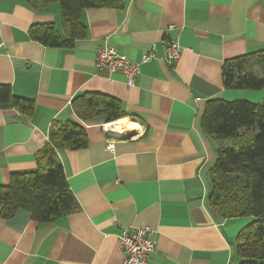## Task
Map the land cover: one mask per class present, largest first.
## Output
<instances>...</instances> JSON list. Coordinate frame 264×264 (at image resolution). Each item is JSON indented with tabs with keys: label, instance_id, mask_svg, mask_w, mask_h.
Listing matches in <instances>:
<instances>
[{
	"label": "crops",
	"instance_id": "obj_1",
	"mask_svg": "<svg viewBox=\"0 0 264 264\" xmlns=\"http://www.w3.org/2000/svg\"><path fill=\"white\" fill-rule=\"evenodd\" d=\"M81 22L86 36L73 47H47L30 31L53 25L68 40L61 5L0 0V84L33 102L28 114L0 109V186L37 171L58 125L78 122L88 140L57 148L75 211L43 224L24 210L0 216V264H122L117 235L133 226L155 232L150 264H240L235 240L252 219L223 221L209 211L218 144L201 120L212 99L264 100V89H227L223 77L227 61L245 58L243 73L264 78V0H120L84 11ZM171 40L181 51L173 67L164 60L163 41ZM105 45L134 62L153 48L157 58L128 86L97 69ZM85 94L119 101L129 135H109L104 114L80 120L72 102Z\"/></svg>",
	"mask_w": 264,
	"mask_h": 264
},
{
	"label": "trees",
	"instance_id": "obj_2",
	"mask_svg": "<svg viewBox=\"0 0 264 264\" xmlns=\"http://www.w3.org/2000/svg\"><path fill=\"white\" fill-rule=\"evenodd\" d=\"M59 3L65 32L60 38L53 25L32 28L35 41L53 48L73 47L86 36L81 22L86 10L111 7L120 0H28L34 10ZM245 58L227 61L223 67L227 89L260 91L264 78L244 74ZM264 64V58H262ZM80 120L104 114L107 122L123 120L127 114L116 99L96 94L82 95L72 102ZM19 109L29 113L33 102L15 97L7 85L0 84V109ZM201 127L217 142V158L211 171L208 209L223 221L251 218L235 240L240 264H264V100L216 98L206 104ZM88 145L86 130L78 122L58 125L49 143L37 156V171L16 174L7 186H0V216L11 219L19 210L28 212L39 224L51 223L73 213L76 200L69 187L57 148L77 150Z\"/></svg>",
	"mask_w": 264,
	"mask_h": 264
},
{
	"label": "built area",
	"instance_id": "obj_3",
	"mask_svg": "<svg viewBox=\"0 0 264 264\" xmlns=\"http://www.w3.org/2000/svg\"><path fill=\"white\" fill-rule=\"evenodd\" d=\"M166 55L165 62L173 67L180 58V44L176 40L163 41ZM1 48V46H0ZM155 48L142 56L141 62H134L116 49L105 45L96 52V67L111 74H121L128 86H133L141 74V66L156 59ZM105 129V127H104ZM109 151H114V143L107 145ZM119 247L123 255L122 264H150L152 254L156 251L155 232L150 227H127L117 235Z\"/></svg>",
	"mask_w": 264,
	"mask_h": 264
},
{
	"label": "bare ground",
	"instance_id": "obj_4",
	"mask_svg": "<svg viewBox=\"0 0 264 264\" xmlns=\"http://www.w3.org/2000/svg\"><path fill=\"white\" fill-rule=\"evenodd\" d=\"M131 124L126 120L110 122L105 128L109 135L116 137H125L129 135ZM134 134V133H133Z\"/></svg>",
	"mask_w": 264,
	"mask_h": 264
},
{
	"label": "water",
	"instance_id": "obj_5",
	"mask_svg": "<svg viewBox=\"0 0 264 264\" xmlns=\"http://www.w3.org/2000/svg\"><path fill=\"white\" fill-rule=\"evenodd\" d=\"M120 138V137H119Z\"/></svg>",
	"mask_w": 264,
	"mask_h": 264
}]
</instances>
